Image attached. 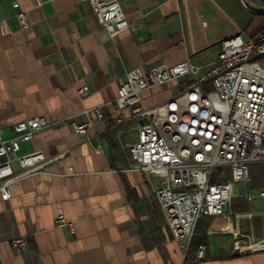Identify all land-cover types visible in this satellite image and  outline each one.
<instances>
[{
    "label": "crops",
    "instance_id": "1",
    "mask_svg": "<svg viewBox=\"0 0 264 264\" xmlns=\"http://www.w3.org/2000/svg\"><path fill=\"white\" fill-rule=\"evenodd\" d=\"M118 2L133 28L110 38L89 0H0V132L10 137L13 124L30 117L54 123L20 145L19 154L40 150L50 160L13 182L7 200L0 198V264H181L199 244L205 245L201 264H264V248L236 249L237 240L245 246L264 241V197H235L222 215L200 217L189 247L180 246L160 209L155 177L129 168L127 145L138 137L139 120L129 108L112 105L133 67L192 62L226 37L254 36L264 26L251 33L244 23L264 19L255 12L264 5ZM19 11L27 27L20 25ZM223 20L232 28L217 36L214 26ZM182 83L170 80L142 92V106L164 100ZM97 105L102 119L85 133L75 132L71 123L84 121L85 110ZM12 167L20 170L16 161ZM241 185L259 189L249 182L236 190ZM58 213L72 230L55 224ZM18 237L27 242L19 251L10 246Z\"/></svg>",
    "mask_w": 264,
    "mask_h": 264
},
{
    "label": "built area",
    "instance_id": "2",
    "mask_svg": "<svg viewBox=\"0 0 264 264\" xmlns=\"http://www.w3.org/2000/svg\"><path fill=\"white\" fill-rule=\"evenodd\" d=\"M89 2L110 38L131 27L118 0ZM17 18L22 27L29 25L23 11ZM178 79H183L181 88L154 105L142 106V92ZM86 91L85 85L78 89L80 95ZM112 105L129 108L139 120L138 137L127 145L129 168L155 177L160 209L184 250L200 217L222 215L235 197L249 201L264 197V187L254 193L236 190V185L251 181L249 164L264 162L256 156V148L264 147V29L252 37L238 33L224 38L217 56L206 65L187 59L173 65L157 62L146 69L133 67ZM85 115L84 121L71 123L75 132L85 133L101 120L102 107L88 108ZM51 124L36 116L16 121L10 137L0 132L2 200L11 196L13 182L39 171L50 160L40 150L18 151L22 142ZM13 161L19 171H14ZM55 224L73 229L62 213L56 215ZM239 241L237 250L264 248V241H250L246 246L238 245ZM10 246L19 251L27 242L18 237ZM204 257L205 245L199 244L192 258L181 264H201Z\"/></svg>",
    "mask_w": 264,
    "mask_h": 264
},
{
    "label": "rangeland",
    "instance_id": "3",
    "mask_svg": "<svg viewBox=\"0 0 264 264\" xmlns=\"http://www.w3.org/2000/svg\"><path fill=\"white\" fill-rule=\"evenodd\" d=\"M237 19L239 20V17L237 16ZM245 28L248 31H251V33H253L257 28L264 26V19L259 18V17H254L253 19L250 21H246V23H244ZM232 28V24L231 22H225V20H223L220 23V26H214L215 32L214 34H216L217 36H219L221 34V32L223 30H228ZM247 35L243 34V37H246ZM221 43H213L211 44L209 47H205L203 48V50H201L196 56L193 58L192 63L195 65H206L207 63L211 62L212 60L215 59L216 55L218 54V49L220 47ZM166 87V86H165ZM175 90V89H174ZM172 91V90H171ZM173 92V91H172ZM131 134H135L134 132H132ZM240 188L242 189L241 191H247L248 188L245 187V185H241ZM251 193H254L253 191H250Z\"/></svg>",
    "mask_w": 264,
    "mask_h": 264
},
{
    "label": "trees",
    "instance_id": "4",
    "mask_svg": "<svg viewBox=\"0 0 264 264\" xmlns=\"http://www.w3.org/2000/svg\"><path fill=\"white\" fill-rule=\"evenodd\" d=\"M264 5V0H259ZM261 15H264V10L255 11ZM249 175L251 177L250 187L260 188L264 186V162H253L249 164ZM234 199H232L233 201Z\"/></svg>",
    "mask_w": 264,
    "mask_h": 264
},
{
    "label": "bare ground",
    "instance_id": "5",
    "mask_svg": "<svg viewBox=\"0 0 264 264\" xmlns=\"http://www.w3.org/2000/svg\"><path fill=\"white\" fill-rule=\"evenodd\" d=\"M256 156L258 157V159H264V147L256 148Z\"/></svg>",
    "mask_w": 264,
    "mask_h": 264
},
{
    "label": "water",
    "instance_id": "6",
    "mask_svg": "<svg viewBox=\"0 0 264 264\" xmlns=\"http://www.w3.org/2000/svg\"><path fill=\"white\" fill-rule=\"evenodd\" d=\"M141 122V121H140Z\"/></svg>",
    "mask_w": 264,
    "mask_h": 264
}]
</instances>
